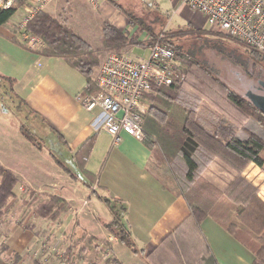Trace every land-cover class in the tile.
Returning a JSON list of instances; mask_svg holds the SVG:
<instances>
[{"label":"crops","instance_id":"obj_1","mask_svg":"<svg viewBox=\"0 0 264 264\" xmlns=\"http://www.w3.org/2000/svg\"><path fill=\"white\" fill-rule=\"evenodd\" d=\"M103 3L96 12L83 0H52L42 11L59 19L65 14L67 26L101 58L107 51L100 44L103 19L127 33L124 14ZM25 16L23 7L0 26V76L14 80L13 100L17 104L22 100L19 111L24 113L38 147L6 126L4 132L11 135L0 134V164L18 180L13 207H20L14 210L11 206L0 223V228H5L0 243L6 247L0 264H65L53 262L65 252L66 264H75L72 257L79 260L76 264H91L88 256L96 252L120 264H148L101 226L100 221L109 220L110 212L99 198L124 204V221L144 257L189 216L187 204L149 170L151 150L142 140L122 134L120 144L112 145L102 129L101 109L87 111L81 106L79 96L87 86L83 74L64 57L46 56L40 49L25 46L20 28ZM133 45L128 44L123 51L128 54ZM226 123L233 125L232 120ZM46 140L55 151L46 150ZM26 192L57 196L67 211L55 221L39 218L24 205L27 200L22 193ZM22 213L19 221L23 222L14 225L13 219ZM200 229L216 264L253 262V254L211 218L203 219ZM51 241L50 246L35 249L31 255L30 247ZM12 254L20 259L13 261Z\"/></svg>","mask_w":264,"mask_h":264},{"label":"trees","instance_id":"obj_2","mask_svg":"<svg viewBox=\"0 0 264 264\" xmlns=\"http://www.w3.org/2000/svg\"><path fill=\"white\" fill-rule=\"evenodd\" d=\"M23 7L24 1L17 0L9 9L0 10V26L6 24ZM117 9L120 11V8ZM128 24L133 25L131 19ZM25 29L44 43L40 53L64 57L70 66L84 75L87 86L83 94L97 92L91 76L99 64V56L65 25L64 19L55 18L40 10L27 22ZM136 40L137 38L128 37L125 31L116 29L106 20L102 21L100 44L103 48L120 53L128 44L137 43ZM161 42L176 51L181 64L180 73L183 78L189 77L195 81L193 86L198 92L210 99L215 96L226 101L239 119L254 120L264 128V114L248 100L236 95L213 72L203 67L198 59L185 53L182 45L174 46L164 38ZM249 53L264 59L252 51ZM13 84L12 78L0 76V89L6 88L12 98ZM179 88L180 82L158 88L154 96H145L150 104V112L143 121L142 141L150 148L151 157L152 151L155 154V168L148 166L149 170L163 187L185 200L189 216L145 257L143 251L135 245L129 226L124 221V204L99 198L110 212L109 220H102L100 224L130 252L144 258L148 264H216L201 236L200 224L209 217L253 254L251 264H264V201L258 196L257 188L241 176L250 163L263 169L264 158L260 155L264 150L263 137L249 130L247 137L242 139L234 134L232 126L227 123H220L214 132L208 130L206 126L211 124L198 112V108L179 99ZM161 96L177 104L165 102ZM159 103L162 108L157 105ZM20 104L22 100L16 103L17 110ZM154 110L159 114L154 113ZM19 130H22L31 144L38 147L36 137L26 126L21 123ZM90 146L89 144L88 147ZM204 152L225 164L226 166H222L223 170L235 173L224 188H217L202 178L201 169L205 163L198 162V154H205ZM64 171L68 173L67 170ZM17 183V178L0 165L1 222L6 205L15 197L13 189ZM40 198L38 200V196L31 194L30 201L23 202L29 209L32 207L33 214L39 218L55 221L61 213L67 211L65 202L57 196L42 194ZM104 245L109 247L105 243ZM1 249L0 254L6 251L5 246ZM11 259L18 261L20 257L12 254ZM104 264L120 263L110 257Z\"/></svg>","mask_w":264,"mask_h":264},{"label":"rangeland","instance_id":"obj_3","mask_svg":"<svg viewBox=\"0 0 264 264\" xmlns=\"http://www.w3.org/2000/svg\"><path fill=\"white\" fill-rule=\"evenodd\" d=\"M83 1L86 2V0ZM109 1L110 2L106 0H98L97 8H93L87 2L86 4L89 5L90 9L96 12L100 11L99 9L101 5L104 4L103 2L107 3L106 5L108 8H110L111 5L112 8H120L121 12L118 10L119 13H123L127 20L125 23V29L128 33V37L137 38V43H135V45L129 49L130 52L128 54L123 50L119 51L120 53H116L114 50H107L106 54L99 58V64L92 72V81H94L93 79L95 78L99 67L110 54L126 53L133 58H146L149 55L150 46L157 41L162 43L161 40L164 38L169 40L174 46L182 45L184 47L183 51H185V53H188L189 55L198 59L203 67L213 72L221 80V82L225 84L226 87L243 99L248 100V95L250 94H254L256 96L264 95V59L257 57L255 54H250V50L245 46L230 40H226L224 36L215 30L214 27L207 23L206 18L202 14L191 11L186 7L179 8L175 3H169L164 0ZM61 19L65 20V25L67 26L65 14H63ZM129 19H131L133 25L128 24ZM105 20L106 19H103V21ZM106 22L112 24L107 20ZM92 32H94V30ZM193 83H195V81H193L192 78L186 77L185 79L182 77L178 96L179 99L187 101L190 106L192 104L196 106L198 108V112H201L202 115L206 117V119L211 124L210 126H206L208 130L214 132V130L220 126V123L223 124L232 120V130L238 137L246 138L249 130H253L261 134L263 137L262 141H264L263 127L258 125L254 120L247 121L246 119H239L226 101L219 100L215 96L211 99L206 97L204 94L198 92L194 88ZM4 90L7 89H0V125L4 126L3 129L1 128L0 134L2 135L6 126L9 128L11 133H16L19 131L22 137H24L22 130H19L21 123L24 126L27 125L25 124L26 121L24 119V113L17 110L16 103L10 96L11 94L8 92V90ZM154 95L155 94H151V96ZM162 98L165 102L177 104L167 97L163 96ZM144 105H147V113L144 116L145 119L147 116H149L150 104L146 101ZM157 105L162 108V104L159 103ZM155 112L159 114L157 110H154V113ZM26 127L30 130L28 125ZM11 133L9 134L7 130L6 133L4 132L5 136L11 135ZM50 147L51 145L49 141L46 140V150L49 149L50 151H55V148ZM152 154L153 155L150 158L149 166L151 168H155V154L153 151ZM260 155L264 158V150ZM198 162L200 164L205 163V166H203L201 169L202 178L220 189L224 188L225 185L230 182L232 175L235 174L234 172L223 170L222 166L226 165L222 164L217 158L211 156L210 154L208 155L207 153H199ZM241 176L257 188L258 196L264 201V167L263 169H260L255 164L250 163L243 170ZM22 194H24L22 197H25L26 200L30 201L31 194L38 196V200H41L40 196L47 193L35 194L34 192H26V194ZM14 196V198H16L15 194ZM14 202V199H11L8 202L5 207L4 215H6L7 210L11 206L13 207ZM19 208V205H15V207H13L14 210ZM30 210L32 211L31 208ZM23 213L25 212L23 211ZM23 213L22 215L13 219L16 221L14 225L18 224V221L20 218H22ZM19 222H23V220ZM4 231L5 228H0V242L2 240V236H4ZM51 244L52 241L44 242L42 245H34L30 247V253L33 255V251L35 249L40 250L41 247L45 249ZM1 247L2 245L0 243V249ZM60 247H62V245ZM105 251L108 252V250ZM66 254L67 253L65 252L64 255L55 256L53 262L56 263L58 261V263L62 262L66 264ZM71 259L75 264L79 261L77 258L72 257L70 258V261ZM88 259L89 260H87V262L90 261L91 264H104L106 260L104 257L101 258L97 252L89 255Z\"/></svg>","mask_w":264,"mask_h":264},{"label":"built area","instance_id":"obj_4","mask_svg":"<svg viewBox=\"0 0 264 264\" xmlns=\"http://www.w3.org/2000/svg\"><path fill=\"white\" fill-rule=\"evenodd\" d=\"M17 0H0V10L9 9ZM26 11L20 22L21 39L29 49L43 48L42 40L27 32L25 26L37 11L52 0H23ZM202 14L209 25L226 39L245 46L264 58V0H164ZM93 8L98 0H86ZM176 51L159 41L150 46L146 58L126 53L110 54L93 79L97 92L81 94V106L101 109L102 129L112 145L120 144L122 134L143 139V121L147 113L146 95L158 88L175 85L182 79ZM145 101V102H144Z\"/></svg>","mask_w":264,"mask_h":264},{"label":"water","instance_id":"obj_5","mask_svg":"<svg viewBox=\"0 0 264 264\" xmlns=\"http://www.w3.org/2000/svg\"><path fill=\"white\" fill-rule=\"evenodd\" d=\"M248 101L260 112L264 114V96L248 95Z\"/></svg>","mask_w":264,"mask_h":264},{"label":"flooded vegetation","instance_id":"obj_6","mask_svg":"<svg viewBox=\"0 0 264 264\" xmlns=\"http://www.w3.org/2000/svg\"><path fill=\"white\" fill-rule=\"evenodd\" d=\"M262 96H264V95H262Z\"/></svg>","mask_w":264,"mask_h":264}]
</instances>
